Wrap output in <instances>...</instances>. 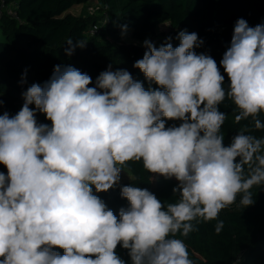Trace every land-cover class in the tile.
Segmentation results:
<instances>
[{
  "label": "clouds",
  "instance_id": "9594fccd",
  "mask_svg": "<svg viewBox=\"0 0 264 264\" xmlns=\"http://www.w3.org/2000/svg\"><path fill=\"white\" fill-rule=\"evenodd\" d=\"M176 39V47L172 37L159 47L144 41L133 67L147 88L111 65L95 86L87 73L57 65L42 85L27 87L15 115L0 114L7 169L0 172V264H127L118 246L131 264H194L177 235L213 220L220 233L222 210L238 198L243 209L255 203L251 189L264 187V138L245 129L225 145L220 105L230 100L237 123L251 119L264 130V23L238 19L219 65L197 53L204 44L197 33L182 30ZM66 44L71 56L87 42ZM38 112L51 124L38 123ZM130 161L142 162L153 182L175 179V202L122 186L128 207L114 214L95 193L118 185Z\"/></svg>",
  "mask_w": 264,
  "mask_h": 264
},
{
  "label": "trees",
  "instance_id": "16d2710c",
  "mask_svg": "<svg viewBox=\"0 0 264 264\" xmlns=\"http://www.w3.org/2000/svg\"><path fill=\"white\" fill-rule=\"evenodd\" d=\"M93 0H0V99L3 107L0 114L15 115L23 105L22 93L33 83L47 81L54 67L73 66L92 78L95 86L97 76L108 69L128 70L134 79L149 86L134 63L143 57L144 41L150 40L157 47L172 37L173 47L179 45L177 34L182 30L195 32L204 41L197 53L206 52L219 65L223 53L230 46L236 21L245 19L249 26L264 23V0H96L98 10L86 15L71 11L77 4ZM8 7L18 15L15 18ZM7 8V9H6ZM107 16L102 20V13ZM100 12V13H97ZM170 22V30L163 34L165 39H154L157 27ZM93 24H100L98 33L89 34ZM127 26L128 38L121 33ZM72 39L87 42L83 49L76 48L71 56L66 55V42ZM225 87L228 84L227 74ZM26 73V76H25ZM22 78L26 80L21 83ZM152 87H156L152 85ZM34 108V105L30 106ZM226 114L222 126L225 145L239 131L248 129L258 138H264V130H255L251 119L239 123L238 114L230 100L220 105ZM38 123L51 124L44 114L37 113ZM264 121V116L261 117ZM179 121H167L166 126ZM133 178L120 181L107 192L95 193L119 216L120 208H127L128 201L121 197L122 186L147 188L165 204L175 202L172 188L175 179L166 180L159 176L153 182L152 174L143 168L142 162L130 161L123 165ZM0 172L7 169L0 164ZM255 203L249 207H238L237 203L222 210L219 220L224 221L220 233L215 232L217 220L193 222L197 231L187 237L179 234L187 245L189 257L194 264H264V187L251 189ZM63 254L62 249H57ZM118 254L131 264L127 250L118 246Z\"/></svg>",
  "mask_w": 264,
  "mask_h": 264
},
{
  "label": "rangeland",
  "instance_id": "374dc122",
  "mask_svg": "<svg viewBox=\"0 0 264 264\" xmlns=\"http://www.w3.org/2000/svg\"><path fill=\"white\" fill-rule=\"evenodd\" d=\"M93 1H96V0H93ZM93 1H88L87 3L85 4H77V5H74L72 8H71V11H74V12H77V13H80V14H83V15H86V14H89V13H93L95 11L98 10V7L94 4ZM97 13H100V12H97ZM102 13V20L105 19V12L103 10ZM170 22L167 21V22H164L162 23L161 25H159L157 27V36L154 38V39H165L166 36H163V34L167 33L169 30H170ZM120 37L122 39H129L128 38V32L127 31H123L120 35ZM133 178V174L126 168L123 167V171L121 172V180H126V179H131Z\"/></svg>",
  "mask_w": 264,
  "mask_h": 264
},
{
  "label": "built area",
  "instance_id": "2783aa9c",
  "mask_svg": "<svg viewBox=\"0 0 264 264\" xmlns=\"http://www.w3.org/2000/svg\"><path fill=\"white\" fill-rule=\"evenodd\" d=\"M7 9V8H6ZM7 11L9 12V13H11L15 18H18V15L16 14V12L13 10V7H8V9H7ZM105 12V18H106V16H107V13H106V11H104ZM100 24H93V25H91L90 27H89V29H88V32H89V34H96V33H98V31H99V28H100V26H99ZM0 64H1V62H0Z\"/></svg>",
  "mask_w": 264,
  "mask_h": 264
}]
</instances>
